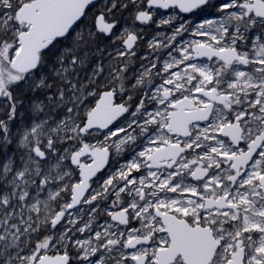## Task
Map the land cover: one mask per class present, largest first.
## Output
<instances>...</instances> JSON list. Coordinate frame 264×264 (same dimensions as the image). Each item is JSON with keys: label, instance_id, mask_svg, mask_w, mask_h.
I'll list each match as a JSON object with an SVG mask.
<instances>
[{"label": "snow or ice", "instance_id": "6c2138e0", "mask_svg": "<svg viewBox=\"0 0 264 264\" xmlns=\"http://www.w3.org/2000/svg\"><path fill=\"white\" fill-rule=\"evenodd\" d=\"M0 264H264V0H0Z\"/></svg>", "mask_w": 264, "mask_h": 264}, {"label": "rangeland", "instance_id": "374dc122", "mask_svg": "<svg viewBox=\"0 0 264 264\" xmlns=\"http://www.w3.org/2000/svg\"><path fill=\"white\" fill-rule=\"evenodd\" d=\"M213 2H218V0H213ZM212 11L214 12V10H212ZM201 18H206V17H202V16H200V15L192 16V17H191V19L194 20V21H199V19H201ZM188 38H190V37L185 36V39H188Z\"/></svg>", "mask_w": 264, "mask_h": 264}]
</instances>
